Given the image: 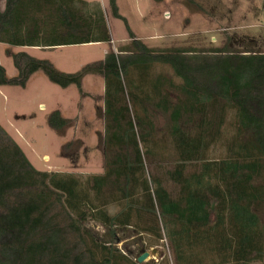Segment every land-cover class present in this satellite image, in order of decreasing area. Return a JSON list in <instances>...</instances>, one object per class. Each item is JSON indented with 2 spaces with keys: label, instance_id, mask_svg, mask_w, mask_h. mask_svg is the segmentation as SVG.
Listing matches in <instances>:
<instances>
[{
  "label": "trees",
  "instance_id": "trees-1",
  "mask_svg": "<svg viewBox=\"0 0 264 264\" xmlns=\"http://www.w3.org/2000/svg\"><path fill=\"white\" fill-rule=\"evenodd\" d=\"M109 1L113 16L127 25L129 50L110 51L103 61L71 74L25 53L12 56L15 78L0 64V87L25 88L42 71L61 88L81 91L87 75H101L106 160L103 174L82 180L38 171L17 144L0 142V264L129 263L112 245L118 231L137 227L159 241L165 231L180 258L183 245L207 239L217 264H264V52L153 51L136 38L117 0ZM111 41L100 3L6 0L0 10V43L9 46L54 49ZM156 65L170 66L182 85L152 77ZM148 85L151 92L143 89ZM150 107L169 116L177 157L167 175L178 186L177 196L148 171L146 158L156 142ZM229 111L235 117L226 157L210 160ZM48 122L57 132L72 124L60 111ZM191 125L197 126L194 133ZM193 163H202L208 182L187 174ZM112 205L119 208L116 214ZM88 220L106 229L107 241L91 238L84 227Z\"/></svg>",
  "mask_w": 264,
  "mask_h": 264
},
{
  "label": "rangeland",
  "instance_id": "rangeland-1",
  "mask_svg": "<svg viewBox=\"0 0 264 264\" xmlns=\"http://www.w3.org/2000/svg\"><path fill=\"white\" fill-rule=\"evenodd\" d=\"M99 3L105 8L114 43L75 49L73 52L83 67L103 61L110 51L119 53L122 48H132L127 25L113 16L110 1L100 0ZM4 4L5 0H0V10L4 9ZM117 5L134 35L153 51L181 48L202 52L228 47L232 51L257 49L264 52V0H117ZM183 33L192 36L186 37L188 34ZM6 60L3 58L2 63L8 78L18 76L13 60ZM151 76L170 79L177 87L182 85V80L167 65H156ZM104 83L101 75H87L81 91L76 86L63 89L39 71L25 88L1 86L0 142L17 144L41 172L68 173L82 180L103 174L106 169ZM143 89L151 92L149 85ZM177 94L175 99L180 97ZM150 110L156 142L150 145L153 152L150 158H146L148 171L161 178L164 186L177 196L178 186L167 175V171L174 168L177 157L170 140L169 116L151 107ZM55 111L70 120L71 126L61 132L51 129L48 120ZM234 117L235 111L227 113L221 142L208 152L210 160L226 157ZM189 130L194 133L197 126L191 125ZM200 170L201 163H193L186 172L193 175ZM118 211L116 205L110 207L111 214ZM84 227L99 243L108 240L107 231L100 223L88 220ZM174 228L178 230L179 226L174 225ZM139 232V227L118 231L121 240L113 244L112 249L117 256L120 254L129 260V263L122 264L136 262L145 252L150 257L142 264H197L198 260L205 259L209 264L218 262L211 252L212 242L200 243L201 247L197 243L192 246L187 243L182 246L184 256L180 258L165 231L161 241ZM69 238L74 242L71 236ZM81 249L84 248L80 246Z\"/></svg>",
  "mask_w": 264,
  "mask_h": 264
},
{
  "label": "crops",
  "instance_id": "crops-1",
  "mask_svg": "<svg viewBox=\"0 0 264 264\" xmlns=\"http://www.w3.org/2000/svg\"><path fill=\"white\" fill-rule=\"evenodd\" d=\"M82 1H86L88 3H99L100 2V0H82ZM5 4H6V0H5ZM5 4H4V8H5ZM3 10H1V11H3ZM103 10L105 13V17L107 19L104 7H103ZM108 26H109V24H108ZM183 34L184 35L188 34L186 37L191 35V33H183ZM111 38H112V35H111ZM112 43H114L113 38H112V41L110 43H105V44L112 45ZM100 44H104V43H100ZM91 45H99V44L74 45V46L56 47L54 49H41V48H37V47H13V46H9V45L0 43V64L5 68V70L7 72L6 67L2 63L3 58L7 59L6 61L13 60L12 56L14 54L25 53L34 59L48 60L55 68H57L61 72L69 73V74H71L73 72L76 73V71L78 72L79 69L81 70L83 68V65H82V63H80L81 60L78 57H76V54L73 51H75V49L85 47V46H91ZM37 74H38V72L33 74L31 76V78ZM15 77H17V75H15L13 78H15ZM103 92H105V89ZM201 165H202V163H201ZM193 176H196L197 178L201 177L206 182H208L210 180L207 173L203 172V170H200V172H198L197 174H193ZM212 182L215 183L214 179H212ZM203 242H208V241H207V239H199L196 243L198 244L199 247H201L200 243H203ZM191 246H192V244H191ZM205 261H206V259L205 260H198L197 264H209V263H206Z\"/></svg>",
  "mask_w": 264,
  "mask_h": 264
},
{
  "label": "water",
  "instance_id": "water-1",
  "mask_svg": "<svg viewBox=\"0 0 264 264\" xmlns=\"http://www.w3.org/2000/svg\"><path fill=\"white\" fill-rule=\"evenodd\" d=\"M149 257H150V254H149L148 252H145L143 255H141V256L138 258L137 262H138L139 264H142V263H144L145 261H147V259H149Z\"/></svg>",
  "mask_w": 264,
  "mask_h": 264
}]
</instances>
